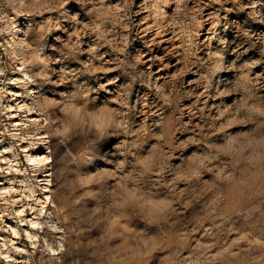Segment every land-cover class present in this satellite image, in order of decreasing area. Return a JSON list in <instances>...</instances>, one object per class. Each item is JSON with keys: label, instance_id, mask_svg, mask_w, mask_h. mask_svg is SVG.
I'll list each match as a JSON object with an SVG mask.
<instances>
[{"label": "rangeland", "instance_id": "obj_1", "mask_svg": "<svg viewBox=\"0 0 264 264\" xmlns=\"http://www.w3.org/2000/svg\"><path fill=\"white\" fill-rule=\"evenodd\" d=\"M0 181V264H264V0H0Z\"/></svg>", "mask_w": 264, "mask_h": 264}, {"label": "bare ground", "instance_id": "obj_2", "mask_svg": "<svg viewBox=\"0 0 264 264\" xmlns=\"http://www.w3.org/2000/svg\"><path fill=\"white\" fill-rule=\"evenodd\" d=\"M30 159L33 160V161H42V160H43L42 158H38V157L36 158L35 156H30ZM46 175H47V174H46ZM2 183H3V182L0 181V184H2ZM3 187H4V186H3ZM3 187H2V188H3ZM31 221H32V220H31ZM32 223H33V222H32ZM14 228H16V227H14ZM5 242H6V240H5Z\"/></svg>", "mask_w": 264, "mask_h": 264}]
</instances>
